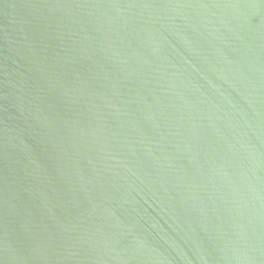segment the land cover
<instances>
[{
	"label": "water",
	"instance_id": "1",
	"mask_svg": "<svg viewBox=\"0 0 264 264\" xmlns=\"http://www.w3.org/2000/svg\"><path fill=\"white\" fill-rule=\"evenodd\" d=\"M0 264H264V0H0Z\"/></svg>",
	"mask_w": 264,
	"mask_h": 264
}]
</instances>
